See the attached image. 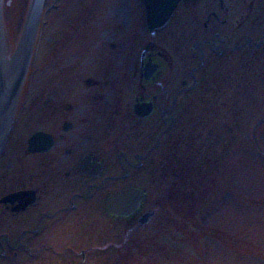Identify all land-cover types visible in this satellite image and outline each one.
<instances>
[{"label":"flooded vegetation","instance_id":"flooded-vegetation-1","mask_svg":"<svg viewBox=\"0 0 264 264\" xmlns=\"http://www.w3.org/2000/svg\"><path fill=\"white\" fill-rule=\"evenodd\" d=\"M68 2L47 37L52 98L32 117L18 100L4 133L0 264H129L124 241L186 198L187 128H231L230 62L264 60V0H182L156 29L142 0ZM125 192L135 208L108 212Z\"/></svg>","mask_w":264,"mask_h":264},{"label":"rangeland","instance_id":"rangeland-1","mask_svg":"<svg viewBox=\"0 0 264 264\" xmlns=\"http://www.w3.org/2000/svg\"><path fill=\"white\" fill-rule=\"evenodd\" d=\"M57 3L58 11H52L50 4L46 6L41 20L43 29L37 36L20 89L17 101H27L23 116H34V106L52 98L55 81L50 57L56 43L55 39L47 41V37L54 35L59 26L55 14L64 16V6L69 2L58 0ZM29 4L30 0H1L0 63L3 68L20 51ZM252 48L247 52H254ZM249 56L234 57L230 62L231 130L224 121L202 135L192 132L193 126L187 128L186 198L183 202L169 203L164 209L166 217L162 216L164 212L159 213L152 227L128 237L121 250L122 261L129 264H137L136 261L141 264H264V60ZM27 105L33 106V112L29 113ZM24 125L34 131L43 124ZM194 126L200 127L195 123ZM227 146L231 147L229 156Z\"/></svg>","mask_w":264,"mask_h":264},{"label":"water","instance_id":"water-1","mask_svg":"<svg viewBox=\"0 0 264 264\" xmlns=\"http://www.w3.org/2000/svg\"><path fill=\"white\" fill-rule=\"evenodd\" d=\"M180 1L182 0H142L148 27L150 29H156L164 26ZM44 2L45 0H30L20 41V51L17 52V54H20L19 68L7 91L5 90L4 70L0 63V151L2 147L1 143L5 137L4 133L12 116L13 106L17 102L21 86L27 73ZM40 139L44 140L45 138L40 133L33 134L29 140V150L35 151L38 148L37 143ZM134 196L136 195L132 192H125L120 196L109 198L106 202L107 211L114 214L130 212L136 206V203L133 204L131 202Z\"/></svg>","mask_w":264,"mask_h":264},{"label":"bare ground","instance_id":"bare-ground-1","mask_svg":"<svg viewBox=\"0 0 264 264\" xmlns=\"http://www.w3.org/2000/svg\"><path fill=\"white\" fill-rule=\"evenodd\" d=\"M20 64V54H17L3 68L5 76V90L7 91L14 80Z\"/></svg>","mask_w":264,"mask_h":264}]
</instances>
